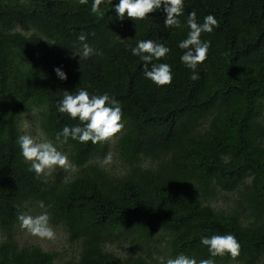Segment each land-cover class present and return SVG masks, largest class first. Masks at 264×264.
<instances>
[{"label":"trees","instance_id":"obj_1","mask_svg":"<svg viewBox=\"0 0 264 264\" xmlns=\"http://www.w3.org/2000/svg\"><path fill=\"white\" fill-rule=\"evenodd\" d=\"M91 2L0 0V264L61 261L59 252L17 242V215L34 207L79 246L64 264H157L151 252L159 245L172 258L183 253L199 261L209 258L201 237L226 233L235 235L239 254L212 257L215 264H261L264 0H184L180 28L165 27L162 9L144 20H120L111 7L91 13ZM192 11L198 22L208 14L218 22L201 34L210 47L196 80L178 47ZM82 32L95 49L84 59L75 55ZM146 39L170 48L152 63L171 66V85L146 78L144 62L131 53ZM80 88L121 102L125 127L115 139L57 141L65 125L80 123L60 113L58 101ZM30 111L67 150L74 170L47 177L29 170L18 137ZM109 154L118 171L104 163ZM219 194L230 195L226 208L214 205ZM117 242L132 253L111 249Z\"/></svg>","mask_w":264,"mask_h":264},{"label":"clouds","instance_id":"obj_2","mask_svg":"<svg viewBox=\"0 0 264 264\" xmlns=\"http://www.w3.org/2000/svg\"><path fill=\"white\" fill-rule=\"evenodd\" d=\"M79 2L86 4L88 0H79ZM109 7L115 9L120 20L127 17L135 21L149 18V13L162 9L166 13L164 19L166 28L182 26L180 17L184 12V0H118V3H113V0H92L90 11L102 16ZM196 17L195 11L188 14L186 24L189 31L187 37L178 44L180 49L185 50L180 56V60L192 70L191 79L193 80L198 78L196 69L206 61L210 47V41L202 40L201 34L213 32L214 27L218 25L212 14L204 16L203 22H198ZM77 39L80 42V47L75 55L84 59L94 54L95 49L87 42V34L82 32ZM130 50L134 56H138L144 62L143 75L146 78L157 86L172 84L171 66L163 62L152 63L166 57L170 52L169 47L163 43L146 39L138 40ZM150 63L151 67L149 68ZM55 72L61 80L67 79V74L61 68H55ZM57 110L80 122L71 127L65 125L62 131L57 133L58 142H67L69 138L81 143L106 142L115 139L125 127L121 102L108 93L90 95L84 88L77 89L74 93L64 91L63 98L58 101ZM18 143L25 161L30 162L29 170L35 172L37 177H47L57 167L66 170L75 169V165L69 161L68 156L59 151L51 141H37L29 134H22L18 137ZM110 160L111 155L109 154L104 158V163H108ZM40 207H45L43 202ZM17 219L20 222V227L33 236L47 240L56 238V232L50 224L47 211L35 216L21 212L18 213ZM200 242L208 249L209 258L207 259L197 261L194 257L183 253L174 258H165L154 253L153 259L157 264H215L212 257H222L225 254L236 257L240 251V244L232 233L202 236Z\"/></svg>","mask_w":264,"mask_h":264},{"label":"rangeland","instance_id":"obj_3","mask_svg":"<svg viewBox=\"0 0 264 264\" xmlns=\"http://www.w3.org/2000/svg\"><path fill=\"white\" fill-rule=\"evenodd\" d=\"M21 127H22L24 134H29L33 136L34 139H36L37 141H41V140L51 141L58 148L59 151L65 153L69 158V153L67 152V150L61 144L55 143L52 140H50L47 137V135L44 133L42 125L39 122V116H38L37 111H30V112L24 113L22 116ZM106 165H108L112 169L114 168L115 170L119 168V166L116 164V162L112 160V158L108 163H106ZM57 169H60V167L59 168L57 167L55 170ZM219 198L220 199L215 200L214 205L217 206L218 208H226L227 206L226 202L230 199V195L225 197L223 194H219ZM44 211L45 210L40 209L39 207H36V208L34 207V208H31V211H29L27 215L35 216ZM50 224L52 225L54 231L56 232V238L54 240L40 239L36 236H33L30 233H28L27 230L22 229L19 223L15 230L16 239H17L18 244L20 246L38 245L46 251L59 252L61 254L60 255L61 261H59V264L60 262L61 264H64L67 259H70V257H74V256L77 257L79 246L75 243H71L68 241V235L65 231L64 226L62 224L55 225L54 223H52V221H50ZM2 238L3 237H1L0 235V240ZM110 248L114 249L121 256L130 255V253H132V249L129 246H127V244L124 245L123 243L117 242L114 245L110 244ZM151 253L162 255L165 258L170 257L168 255V250H166L165 248H162L161 245H159L158 249H154ZM229 264H244V263L233 262ZM261 264H264V257L261 261Z\"/></svg>","mask_w":264,"mask_h":264}]
</instances>
